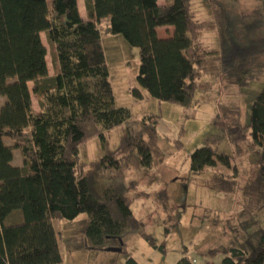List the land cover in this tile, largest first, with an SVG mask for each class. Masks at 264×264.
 <instances>
[{
  "label": "trees",
  "instance_id": "trees-1",
  "mask_svg": "<svg viewBox=\"0 0 264 264\" xmlns=\"http://www.w3.org/2000/svg\"><path fill=\"white\" fill-rule=\"evenodd\" d=\"M193 1L158 5L157 0H84L83 20L77 0H0V96L5 98L0 108V264H62L53 220L72 221L80 214L87 217L82 237L87 250L123 252L122 237L133 231L164 253L165 241L157 245L131 211L129 193L137 182L124 183L128 171L151 170L162 162L157 145L160 116L150 115L134 126L129 110L114 106L98 26L107 19L112 34L138 49L136 80L151 98L187 109L196 103V92L210 89L202 76L224 72L230 83L246 84V64L264 53V39L252 38L264 26L261 20L243 25L244 43L230 37L221 53L200 49L202 36L213 26L196 20ZM166 26L173 28L172 34L161 39L157 28ZM41 33L50 47L53 76L48 75ZM123 124L119 145L110 150L104 132ZM227 135L234 144L245 141L261 150L257 173L243 190L248 202L261 209L264 85L251 103L248 123L228 126ZM92 137L100 139L103 155L80 164L79 146ZM3 138L13 145H5ZM15 149L21 167L12 164ZM218 165L229 168L230 157L217 155L210 146L190 156L192 172ZM236 175L216 172L211 187L233 194ZM14 212H20V221L6 224ZM210 252L222 255V264H264V229L253 231L238 247L231 244ZM183 256L179 264H189ZM126 264L137 263L128 258Z\"/></svg>",
  "mask_w": 264,
  "mask_h": 264
},
{
  "label": "rangeland",
  "instance_id": "rangeland-1",
  "mask_svg": "<svg viewBox=\"0 0 264 264\" xmlns=\"http://www.w3.org/2000/svg\"><path fill=\"white\" fill-rule=\"evenodd\" d=\"M192 12L196 20L209 21L213 26L211 32L202 36L199 48L221 53L223 43L230 37L246 42L245 23L264 22V0H194ZM98 29L114 106L127 108L130 125L134 126L150 115L160 116L157 145L162 162L151 170L128 171L124 183L137 182L136 189L129 193L133 199L131 211L142 230L151 235L157 245L165 241V250L164 253L153 250L133 231H127L122 237L123 252L87 250L82 240L87 217L80 214L72 221L53 220L62 264H126L128 258L137 264H179L184 254L191 258H187L191 264H222L223 256L210 251L231 244L238 247L253 231L264 229V207L257 209L243 194L260 166L261 150L250 148L245 141L234 144L227 135L228 126L248 123L251 103L264 85V53L246 64L249 68L246 84L230 83L224 72L212 78L202 76V80L211 83L210 89L203 94L196 92V103L186 109L151 98L136 80L140 65L138 49L121 35L112 34L107 19H102ZM40 37L47 50L48 75L53 76L50 47L44 33ZM252 38L264 39V26ZM29 87L32 88V83ZM32 98L38 110L37 101ZM0 99L1 108L5 98L0 96ZM124 127L123 124L104 132L110 150L118 147ZM3 142L13 145L8 138H3ZM203 146L215 149L217 155H228L230 167L218 165L201 172L190 171L191 154ZM13 155V165L21 167L19 150H13ZM102 155L98 137L79 146L80 164L94 162ZM216 172L237 174L233 194L217 193L211 187ZM138 193L145 196L138 197ZM16 218L20 221V212H14L5 222L12 224L17 222Z\"/></svg>",
  "mask_w": 264,
  "mask_h": 264
},
{
  "label": "crops",
  "instance_id": "crops-1",
  "mask_svg": "<svg viewBox=\"0 0 264 264\" xmlns=\"http://www.w3.org/2000/svg\"><path fill=\"white\" fill-rule=\"evenodd\" d=\"M166 2V0H157V3L158 5H163L164 3ZM77 9H78V13L80 15V17L83 19V20H86L87 19V12H86V8H85V3H84V0H77ZM102 22V20L100 21V23ZM109 27V25H108ZM163 30V31H162ZM172 31H173V28L171 26H166V27H159L157 28V35L159 38L161 39H166L168 38L171 34H172ZM163 32V34H162ZM166 34H165V33ZM168 34V35H167ZM166 36V37H165ZM29 85V83H28ZM31 100H32V106H33V109L38 112V110H36L34 108V105H33V98L31 97ZM0 103H1V99H0ZM159 127V126H158ZM13 159H14V155H13ZM12 164H13V161H12ZM17 166V165H16ZM17 167H20V166H17ZM83 240V239H82ZM154 250V249H153ZM186 258H188V260H190L191 258L188 256V255H185ZM189 264H191V262L189 261L188 262Z\"/></svg>",
  "mask_w": 264,
  "mask_h": 264
},
{
  "label": "water",
  "instance_id": "water-1",
  "mask_svg": "<svg viewBox=\"0 0 264 264\" xmlns=\"http://www.w3.org/2000/svg\"><path fill=\"white\" fill-rule=\"evenodd\" d=\"M107 251H110V252H119L120 250L119 249L110 248V249H107Z\"/></svg>",
  "mask_w": 264,
  "mask_h": 264
}]
</instances>
